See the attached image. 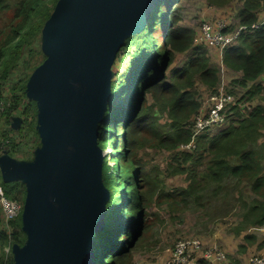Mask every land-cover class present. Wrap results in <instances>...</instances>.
Instances as JSON below:
<instances>
[{
    "label": "trees",
    "instance_id": "obj_1",
    "mask_svg": "<svg viewBox=\"0 0 264 264\" xmlns=\"http://www.w3.org/2000/svg\"><path fill=\"white\" fill-rule=\"evenodd\" d=\"M59 1L0 0V13L10 11L13 14L0 28V101L5 99L4 82L21 65V58L23 62L28 61L25 51H29L28 57L33 55V45ZM213 1L223 6L231 0ZM242 1L239 25L245 26L246 30L240 33L236 44L225 50L223 63L229 70L242 74V79L236 83L245 88L246 93L232 108L235 117L228 123V128L213 136L205 132L195 141L194 152H175L173 158L178 162L175 173H185L183 163L192 162L187 171L190 183L183 194L186 198L196 197L197 202H204V195L210 192L218 196L226 190L230 195L234 180L236 186L248 183L243 195L230 197L227 202L229 209L234 201L242 211L237 234L264 227V143L261 141L264 135V80H261L264 77V22L260 20L264 0ZM173 2L179 0L165 2L153 24L127 37L116 57L124 54L125 64L123 71L119 70L114 78L111 77L110 96L98 138L100 148H110L114 164L108 163L103 172L110 198L105 203V228L97 231L93 240L96 264H132L136 245L149 229L140 205L149 204L159 188L146 166L135 157L139 144L147 142L160 150L173 152L190 143L193 131L188 124L202 106L195 87L201 84L214 92L219 83L218 71L209 65L207 52L201 47L189 65L175 71L168 79L166 71L172 64L173 52L188 50L194 41L193 32L183 28L180 18L170 9ZM156 35H161L162 43L156 41ZM155 45L163 46L161 51L165 60L161 54L156 55ZM39 66L36 64L30 69L34 72ZM158 70L160 73L156 78ZM30 77L26 74L11 88L13 103L1 116L9 120L12 110H18L23 116L18 137L26 139L28 136L34 148H38L42 146L37 128L38 106L33 99H27ZM149 93L155 100L153 106L147 103ZM251 100L259 102L252 108L242 107L245 101ZM155 108L167 113L170 133L162 132ZM2 139L8 140L5 141L6 148L8 145L12 156L22 151L21 143L12 131L3 132L0 142ZM23 153L29 154L24 159L33 160L32 154ZM0 188L10 200L25 203L26 184L23 181L6 182L1 168ZM22 215L23 212L7 225L0 211V264H15L14 246L23 248L28 241ZM245 238L251 241L254 236L247 234ZM240 249L245 250L244 247Z\"/></svg>",
    "mask_w": 264,
    "mask_h": 264
},
{
    "label": "water",
    "instance_id": "obj_2",
    "mask_svg": "<svg viewBox=\"0 0 264 264\" xmlns=\"http://www.w3.org/2000/svg\"><path fill=\"white\" fill-rule=\"evenodd\" d=\"M166 1L56 5L43 29L48 58L27 88L38 106L40 153L23 167L8 159L0 166L6 182L23 181L27 187L22 218L28 241L23 248L14 246L15 264H96L93 240L104 228L110 198L98 138L112 66L125 39L153 24Z\"/></svg>",
    "mask_w": 264,
    "mask_h": 264
},
{
    "label": "rangeland",
    "instance_id": "obj_3",
    "mask_svg": "<svg viewBox=\"0 0 264 264\" xmlns=\"http://www.w3.org/2000/svg\"><path fill=\"white\" fill-rule=\"evenodd\" d=\"M167 2H169V0H167L166 3ZM213 2V0H200V3L195 5L193 2H191V0H179V2H173L174 4H172L170 9L175 11V17L180 18L179 20L181 25H191L194 27L196 31L195 38L199 33H201L200 30L203 25V23L201 22L203 21L205 15L207 18L206 23L210 25L211 29L216 27L217 21L226 20L227 22H230L232 24L231 30H236L239 27V18L237 14L243 2L240 0H231L223 6H215L214 4H212ZM176 6L177 9H175ZM12 15L13 14L10 11H7L6 13H0V28L9 22ZM158 30L157 33L159 34V31L161 30ZM156 41L162 43L161 35H156ZM194 43L196 44L195 41ZM33 48L35 49V52L31 57L27 56V54H29L28 50L24 52L28 61L25 60V62H23V58H21L19 62L21 63V65H18V68L16 67L17 69L15 68L11 72L9 78L4 82L2 87L5 99L3 98V100L0 101V135L3 132L12 131V135H14L16 140L21 143L20 146L22 151L17 152L13 154L14 156H12V153L9 152L8 145L6 148L5 141L8 140L2 139L0 142V166H2L1 161L3 160L4 163V160L7 159L10 160V162H15L18 166L21 167L25 166L28 163H32L37 160L42 147L40 146L38 148H34L33 144L30 143V138L28 136L26 139H24L23 137H18L17 131L23 120V116L22 114H19L18 110H12V115L9 120L1 116V114L4 111H7L13 103L14 98H11V88L16 85L21 78L25 77L26 74H29L30 76L34 74L33 70L30 69L31 66L36 64L41 65L48 58L49 54L44 49L43 32L40 35V38L34 43ZM162 48L163 46L158 47L157 45H155V53L156 55L161 54L162 60H165V54H163V51H161ZM205 50L207 52L206 56L208 58L209 65L212 68L217 69L218 71L219 83L214 92L209 91L201 84H199L198 87H195V90L198 89L199 99L202 102L200 112L208 111L212 106L211 98L216 97L221 92L227 91L229 93H235L237 97L241 98L246 93L241 85H239L238 83H234V81L239 78L238 74L229 70L223 65L220 49L216 46L211 45V47L207 46ZM170 51L172 50L170 49ZM185 54L186 53L175 54L173 52V63L171 65L173 68H178L175 71L179 72L184 67V65L190 61L191 57L188 58L189 55ZM123 56L124 54H121L119 58H115L112 66L113 78L115 77V73H118L119 70L123 71V67L125 64V62H123ZM159 73L160 71L158 70L156 73V78L159 77ZM167 75H171L169 71ZM168 79H170L169 76ZM27 99L30 98L27 96ZM257 102L258 100L245 101L242 107L252 108L253 106H255V104H257ZM147 103L151 106H153L155 103L154 97L150 93L147 95ZM155 110L157 111V115L159 117V124L162 132L170 133L171 129L168 125L169 119L167 117V113L160 112L157 108H155ZM196 116H194L191 122L188 124L192 131L194 130ZM228 123L226 124L227 126L215 127L214 129H210L207 131V133L210 136L217 135L219 131L229 127ZM202 134L204 133H201L200 135ZM198 137L196 138V141ZM261 141L264 143V135ZM139 146L140 147L136 149V159L139 162L143 163L148 169L150 175H152V177H156L159 181V189L154 195L153 199L150 200L149 204L145 203L144 206L140 205V207H142V209H140L142 213L143 211L145 212L146 223L149 224V229L147 231V234L145 233L146 235L144 238L158 237V239H153V244H155V246L152 247L151 254L150 250L147 247L142 246L143 243L139 247L138 245L141 242L136 245V249L134 251V261L132 262V264L166 263L168 259V253H170L171 257L176 242L181 239H198L204 243L206 248L211 247L208 242L214 243L216 246L212 248L222 250L223 247L222 243L219 240L220 237L224 235L225 237H228L230 235V231H232V225H235L240 217L238 211V209L240 208L236 206V202L233 201L231 203L230 209L229 206H227V202L231 200L230 197L239 198L240 195H243V191L248 187V183L243 182L236 186L237 181L234 180L231 182L233 188L230 195L226 190L221 191L218 196L210 192L209 194L204 195V202H197L196 197L193 196L191 198H186L183 194V192L187 189L186 186H188V184L190 183L189 173L187 171L189 170V168H191L192 162L183 163V166L186 169L185 173H175V167H177L178 162L173 159L175 152H194V150L196 149L195 142L192 146H190V143L185 144L179 147L178 150L173 152L165 149L160 150L147 142H141ZM101 149L103 157V173L107 168V164L109 163L110 165H113L114 162H112L111 159L110 148L106 146L102 147ZM23 152L32 154L33 160L29 161L27 159H24V157H28L29 154H24ZM9 174L10 177L18 176L20 177L19 179H24V175L22 173L15 176L12 175L9 171ZM16 201L22 204L19 200ZM0 211L3 218V211L1 206ZM150 217L153 218V220H151ZM1 227L2 224L0 223V228ZM181 230L184 232V234H182ZM154 234L155 237H153ZM150 238H148L147 241H149ZM92 240L93 237L91 239V242ZM145 251L148 255L147 258H145L144 256ZM258 256L262 255H251L248 257V259Z\"/></svg>",
    "mask_w": 264,
    "mask_h": 264
},
{
    "label": "built area",
    "instance_id": "obj_4",
    "mask_svg": "<svg viewBox=\"0 0 264 264\" xmlns=\"http://www.w3.org/2000/svg\"><path fill=\"white\" fill-rule=\"evenodd\" d=\"M261 21V23H263ZM261 23L255 25L258 27ZM231 23L226 20L216 22V27L211 29L208 23H203L200 34L194 39L196 45H213L220 49L223 61L225 50L237 43L239 35L246 30L245 26H240L236 30H231ZM225 66V64L223 63ZM226 67V66H225ZM227 68V67H226ZM241 97L235 93L221 92L216 97L211 98L212 106L208 111L199 112L195 117L193 138L190 146L194 144L196 138L215 127H223L235 116L232 108L240 103ZM189 144V143H188ZM0 206L3 211V219L8 223L16 219L22 212L24 204L16 200H10L0 188ZM168 264H232L228 254L212 247L206 248L204 243L198 239H181L176 242ZM246 264H264V255L251 257Z\"/></svg>",
    "mask_w": 264,
    "mask_h": 264
},
{
    "label": "crops",
    "instance_id": "obj_5",
    "mask_svg": "<svg viewBox=\"0 0 264 264\" xmlns=\"http://www.w3.org/2000/svg\"><path fill=\"white\" fill-rule=\"evenodd\" d=\"M240 1H242V0H240ZM191 2H193L196 5V4L200 3V0H191ZM212 4H214L216 6V3L213 2ZM242 6H243V4H242ZM242 6H241V8H242ZM241 8L238 10V14H237L238 18H239V12H240ZM206 19L207 18H206V15H205L204 19H203V21L201 23H206V21H207ZM260 20H262V21L264 20V11H262L261 14H260ZM181 26L183 28L191 30L193 32V34H194L193 38L195 39L196 31H195L193 26H191V25H181ZM194 44L195 43L193 41L192 46L188 50H186L184 52H176V53H180V54L186 53L185 55H189L188 58L191 57L190 61L187 64H185L187 61L184 63L185 64L184 67H186L187 65H189V63H191L193 61V59L196 56V54L200 51V47H202L204 50H205V48L207 46L211 47V45L197 46L196 44L195 45ZM172 63H173V61H172ZM177 69L178 68H173L172 65L170 64V66L168 67V69L166 71V73H168V71H169V73L171 74V75H168L169 78L172 77L173 73ZM236 73L238 74V77H239L238 79H236V81L241 80L242 79V74L240 72H236ZM261 80L263 81L264 77H262ZM236 81H234V83H236ZM244 90H245V88H244ZM245 92H246V90H245ZM153 179H154L155 183L158 184L157 188H159L158 179L156 177H153ZM186 187H188V186H186ZM238 211H239V214H242L241 208L238 209ZM144 218L146 219L145 216H144ZM151 220H153V218H151ZM239 222H240V218H239V220L237 221V223L235 225H232V229H231L232 231H230V235L228 237L227 236L225 237V235H224V236H221L220 239H219L220 242L222 243V247H223L222 250L225 251L228 254V257H229L230 261L232 262V264H246L249 256L255 255V254L264 255V227L260 228V229H251L250 228L249 230H247L245 232H242L241 234H237L236 233V227L238 226ZM181 232H182V234H184V232L182 230H181ZM247 234L253 235L254 239L251 240V241H248L247 238H245ZM153 237H155V234H154ZM148 238H150V237H148ZM148 238H144L141 241V243L138 245V247L143 243L142 246L147 247L150 250V254H151L152 253L151 249H152L153 246H155V244H153V239L157 240L158 237H155V238L151 237L149 239V241H147ZM208 244H210L211 247L216 246L214 243L208 242ZM240 247H244L245 250L240 249ZM144 256H145V258L148 257V255L146 254V251L144 252ZM133 257H134V252H133ZM167 258L168 259L170 258V253H168ZM168 259H167V262H168ZM133 261H134V259H133ZM167 262L166 263H162V264H167Z\"/></svg>",
    "mask_w": 264,
    "mask_h": 264
},
{
    "label": "bare ground",
    "instance_id": "obj_6",
    "mask_svg": "<svg viewBox=\"0 0 264 264\" xmlns=\"http://www.w3.org/2000/svg\"><path fill=\"white\" fill-rule=\"evenodd\" d=\"M199 34H200V33H199ZM105 223H106V222H105ZM104 227H105V225H104ZM103 229H104V228H103ZM103 229H102V230H103Z\"/></svg>",
    "mask_w": 264,
    "mask_h": 264
}]
</instances>
